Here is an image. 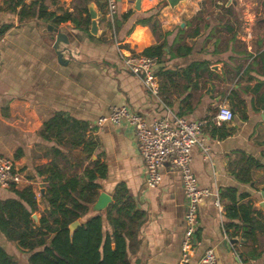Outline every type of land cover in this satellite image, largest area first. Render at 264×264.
<instances>
[{
	"label": "crops",
	"instance_id": "0c3cea01",
	"mask_svg": "<svg viewBox=\"0 0 264 264\" xmlns=\"http://www.w3.org/2000/svg\"><path fill=\"white\" fill-rule=\"evenodd\" d=\"M37 1L57 16L75 20L21 19V7L12 10L10 0H0V29L9 26L0 36L5 37L0 156L13 158L24 174L15 186L0 185V199L18 198L16 191L30 188L38 222L39 212L50 208L44 179L54 164L65 166L70 177L97 165L104 170L96 180L99 192L110 194L114 202L115 193L125 190L135 209L144 213L130 264H180L188 204L181 173L166 163L161 183L150 187L133 129L101 124L100 118L126 105L150 122L172 114L205 120L208 157L194 147L191 168L211 195L199 207L189 264H201L209 248L215 249L217 264H264V0H179L173 6L168 0H118L113 22L105 17L107 0L104 7L97 0L88 5L83 0ZM90 4L97 12L96 34ZM159 5L153 19L159 24L156 36L139 21ZM159 43L165 46L156 58L160 89L154 95L125 67L118 48L143 52ZM221 105L234 111L231 122L216 123ZM57 114L79 121V146L68 142V133L55 137L44 131ZM230 189L249 194L237 205L252 211L254 231L240 219L229 225ZM94 203L91 213L104 214L92 210ZM103 222L109 229L106 217ZM231 239L238 242L231 244ZM0 245L27 264L31 253L19 251L1 231Z\"/></svg>",
	"mask_w": 264,
	"mask_h": 264
},
{
	"label": "trees",
	"instance_id": "16d2710c",
	"mask_svg": "<svg viewBox=\"0 0 264 264\" xmlns=\"http://www.w3.org/2000/svg\"><path fill=\"white\" fill-rule=\"evenodd\" d=\"M12 10L20 8L21 19L25 17H39L52 19L56 23L67 19H74L72 15L60 17L48 11V8L38 1L26 5L22 0H10ZM86 5L93 0H83ZM103 7L106 0H97ZM159 5L150 16L139 22L150 25L153 33L160 36L158 21L154 16L160 11ZM88 12V7H85ZM131 13L124 15L125 18ZM90 21V19H89ZM9 28L4 25L0 29V36ZM165 43H159L144 49L143 53L149 57L160 58L164 54ZM81 125L77 120H71L57 114L44 126V131L53 136L65 137L70 134L68 142L72 146L82 143V134L78 132ZM93 148L88 149L89 155ZM59 152V151H58ZM61 153V152H59ZM50 170V176L44 179L49 182L47 199L50 208L39 212L38 222L33 214L38 212L37 200L33 191L28 188L16 191L18 198L0 199V231L6 239L14 243L19 251L31 253L27 264H130V255L136 252L139 245L140 226L144 213L135 209L127 195V191L118 190L104 214L91 213V204L100 194V184L97 178L104 176L102 167L87 168L82 174L73 171L72 177L64 173L65 166L56 163ZM57 169V170H55ZM99 175V176H98ZM233 204L228 207L230 226L238 224L234 220L240 219L244 224L255 229V221L251 210L237 205L239 200L247 198L248 193H238L236 189L227 191ZM106 217L110 228L104 226ZM79 221L74 229L71 224ZM254 227V228H253ZM0 264H23L14 253L0 245Z\"/></svg>",
	"mask_w": 264,
	"mask_h": 264
},
{
	"label": "built area",
	"instance_id": "2783aa9c",
	"mask_svg": "<svg viewBox=\"0 0 264 264\" xmlns=\"http://www.w3.org/2000/svg\"><path fill=\"white\" fill-rule=\"evenodd\" d=\"M31 4L37 0H22ZM118 0H107L105 17L113 22L117 15ZM5 37L0 38V66L2 64L1 45ZM125 67L138 76L143 85L154 95H159V80L156 75L157 59L145 55L136 49L118 48ZM216 123L231 122L234 111L228 105H221L215 117ZM112 122L114 125H129L136 136L140 155L146 168V180L150 187L158 186L162 181V170L166 163L170 168L182 175L183 187L188 200L185 214L186 232L182 240V258L180 264H189L194 252L193 237L199 223V207L204 199L211 195L210 191L200 187L192 172L193 148L200 146L205 157L209 148L204 145L203 129L207 121L172 114V117L149 121L145 116L133 111L126 105L115 106L108 116L100 118V123ZM24 179L22 170L16 161L8 156H0V185L15 186ZM219 204V202H218ZM228 239V237L226 236ZM201 264H217L214 248L205 251Z\"/></svg>",
	"mask_w": 264,
	"mask_h": 264
},
{
	"label": "water",
	"instance_id": "95a60500",
	"mask_svg": "<svg viewBox=\"0 0 264 264\" xmlns=\"http://www.w3.org/2000/svg\"><path fill=\"white\" fill-rule=\"evenodd\" d=\"M141 0H138V4H140ZM169 3L173 6L175 5L179 0H168ZM90 8V15L92 18V28L91 31L92 33L96 34L98 32V28H97V12L94 9L93 5L90 4L89 6ZM137 9H139V6H137ZM48 29L49 30H53L54 27L52 25H48ZM54 30L57 31V29L55 28ZM43 192V191H42ZM263 197H264V192H263ZM113 201V198L111 197L110 194L106 193V192H101L99 194V197L97 199V201L94 203L92 210L94 212H102V211H106L109 204ZM80 223L79 221H75L74 223L71 224V228L74 229L76 226H78ZM228 242V240H227ZM231 244H235L238 242L237 239H231L229 241Z\"/></svg>",
	"mask_w": 264,
	"mask_h": 264
},
{
	"label": "rangeland",
	"instance_id": "374dc122",
	"mask_svg": "<svg viewBox=\"0 0 264 264\" xmlns=\"http://www.w3.org/2000/svg\"><path fill=\"white\" fill-rule=\"evenodd\" d=\"M82 167V166H81ZM76 169V168H75ZM81 169V168H80ZM80 169H78V170H80Z\"/></svg>",
	"mask_w": 264,
	"mask_h": 264
}]
</instances>
